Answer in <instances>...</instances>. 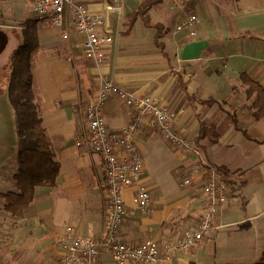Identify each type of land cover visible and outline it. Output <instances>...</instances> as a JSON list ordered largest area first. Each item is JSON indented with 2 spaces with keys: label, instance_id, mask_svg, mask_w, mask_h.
I'll return each mask as SVG.
<instances>
[{
  "label": "crops",
  "instance_id": "crops-1",
  "mask_svg": "<svg viewBox=\"0 0 264 264\" xmlns=\"http://www.w3.org/2000/svg\"><path fill=\"white\" fill-rule=\"evenodd\" d=\"M82 1L106 16L101 32L113 39L102 45L99 57H89L79 46L84 34L74 28L69 39L62 36L64 27L44 22L39 29L41 50L34 73L43 93V125L60 173L55 183L37 186L24 215L14 216L4 208V193L15 190L17 141L1 146L7 154L0 162V264H59L67 228L76 235L101 237L104 160L81 149L77 138L86 129L81 102L97 100L103 76L131 93L158 95L174 117L175 130L200 148L228 184L229 199L210 235L165 264L259 262L264 252V118L254 117L240 73L248 72L264 85V0H123L115 11L107 9L113 0ZM24 6L22 14L11 7L22 22L41 18L33 2L26 0ZM187 8L200 16L195 36L189 30L174 33ZM21 40L8 51L10 57ZM195 40L208 45L198 58L183 60L184 46ZM3 51L0 66L9 55ZM133 115L122 97L111 96L103 104L110 129L121 130ZM135 140L143 159L141 182L153 205L150 213L139 207L127 213L121 237L131 243L153 239L162 248L198 224L206 200L203 180L196 175L189 186H180L196 158L174 148L156 130L143 125ZM135 191L133 186L125 192L129 208L134 207ZM101 264L116 263L103 253Z\"/></svg>",
  "mask_w": 264,
  "mask_h": 264
},
{
  "label": "built area",
  "instance_id": "built-area-1",
  "mask_svg": "<svg viewBox=\"0 0 264 264\" xmlns=\"http://www.w3.org/2000/svg\"><path fill=\"white\" fill-rule=\"evenodd\" d=\"M30 1L45 25L64 27V39L70 38L72 28L84 34L79 46L89 57H99L102 45L113 39L109 32H101L106 16L92 12L82 0ZM122 1L113 0L107 9L120 10ZM199 20L196 9L183 10V16L176 24L174 33L189 30L190 35L195 36ZM111 96L124 98L126 104L134 109L132 119L121 130L110 129L104 120L103 104ZM80 106L86 129L80 133L77 144L85 152L100 154L106 170L103 233L97 238L76 235L71 228H67L63 237L64 253L59 264H101L103 253H109L116 264H126L129 261L134 264H165L168 257L196 246L210 235L216 215L229 199L228 184L217 166L203 157L200 148L175 130L174 117L158 95L131 93L103 76L97 100L82 101ZM143 125L159 132L174 148L195 156L196 160L192 163L189 174L182 176L180 186L187 187L196 175L200 176L206 196L198 224L187 227L181 237L165 242L163 250L153 239L131 243L121 237V226L127 213H133L136 207L147 213L152 211L153 198L147 185L141 182L144 166L141 150L135 140ZM133 186H136L132 200L134 207L129 208L125 192Z\"/></svg>",
  "mask_w": 264,
  "mask_h": 264
},
{
  "label": "trees",
  "instance_id": "trees-1",
  "mask_svg": "<svg viewBox=\"0 0 264 264\" xmlns=\"http://www.w3.org/2000/svg\"><path fill=\"white\" fill-rule=\"evenodd\" d=\"M43 25L44 20L39 17L22 22V40L10 61L7 96L15 114L17 172L15 190L4 193V208L17 217L23 216L33 201L36 187L55 183L60 173L51 137L43 125V93L34 73L41 50L39 29ZM240 80L246 96L251 99L254 117L264 118V85L248 72L240 73ZM255 264H264V252Z\"/></svg>",
  "mask_w": 264,
  "mask_h": 264
},
{
  "label": "rangeland",
  "instance_id": "rangeland-1",
  "mask_svg": "<svg viewBox=\"0 0 264 264\" xmlns=\"http://www.w3.org/2000/svg\"><path fill=\"white\" fill-rule=\"evenodd\" d=\"M25 1L26 0H0V53L4 50V55L8 51H11L10 49L16 45L20 38H22V21L20 18L14 16V12L22 14V11L25 9ZM167 1L175 2V0ZM181 1L185 2L186 0ZM13 4L14 12L11 9ZM26 10L29 9L26 8ZM4 46L6 50L3 49ZM3 61L4 63L0 66V162L3 160L4 155L7 154L4 153L1 146L14 145V142L16 143L17 141L14 109L10 104L7 92L5 91V88L8 86L11 71L10 54L7 55ZM4 94L6 95L5 99Z\"/></svg>",
  "mask_w": 264,
  "mask_h": 264
},
{
  "label": "water",
  "instance_id": "water-1",
  "mask_svg": "<svg viewBox=\"0 0 264 264\" xmlns=\"http://www.w3.org/2000/svg\"><path fill=\"white\" fill-rule=\"evenodd\" d=\"M208 45V41L206 40H195L187 43L182 52L181 58L183 60H190L198 58L202 52V50Z\"/></svg>",
  "mask_w": 264,
  "mask_h": 264
}]
</instances>
